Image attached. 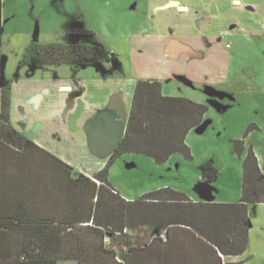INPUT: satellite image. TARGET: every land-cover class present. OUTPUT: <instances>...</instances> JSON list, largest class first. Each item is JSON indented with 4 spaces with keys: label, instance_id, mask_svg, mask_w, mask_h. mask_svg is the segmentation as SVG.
<instances>
[{
    "label": "crops",
    "instance_id": "crops-1",
    "mask_svg": "<svg viewBox=\"0 0 264 264\" xmlns=\"http://www.w3.org/2000/svg\"><path fill=\"white\" fill-rule=\"evenodd\" d=\"M143 2L140 23L108 33L109 41L99 40L84 22L75 25L95 32V42L114 52L108 61L76 66L3 59L0 79L10 84L8 124L26 139L13 142L2 133L0 83V220L13 224L0 226V264H49L46 256L56 260L52 264H80L73 258L78 254L73 242L91 238L100 186L95 176L125 136L138 80H160L166 95L165 80L214 84L208 73L197 75L176 61L197 67L199 59H231L222 41L235 33L264 38V0ZM5 20L0 7V52L10 42L3 33ZM37 41L20 43L18 57ZM128 56L136 64L137 59L163 60L168 69L134 76L123 60ZM212 170L206 172L214 175ZM147 246L144 253L130 254L127 264H226L236 257L217 251L185 226L164 230Z\"/></svg>",
    "mask_w": 264,
    "mask_h": 264
},
{
    "label": "rangeland",
    "instance_id": "rangeland-1",
    "mask_svg": "<svg viewBox=\"0 0 264 264\" xmlns=\"http://www.w3.org/2000/svg\"><path fill=\"white\" fill-rule=\"evenodd\" d=\"M140 1L134 9L136 0H1L6 16L3 33L10 40L6 57L21 59L19 44L33 37L42 45L72 43L74 37L69 30L83 22L100 35L99 40H108V33L126 30L129 25L134 29L140 23L145 9ZM222 43V51H230L231 59H199L197 67L186 59L175 63L183 68L187 65L197 75L208 73L215 79L214 84L164 81L167 96L187 97L209 106L205 128L187 135L192 157L174 153L160 163L142 153H119L105 168L109 181L124 198L138 200L148 192L169 187L193 198L210 194L218 202H237L243 194L244 160L250 149L256 152L264 170V38L235 33L224 37ZM123 60L134 76L168 69V63L159 59H137V64L129 56ZM237 140L243 141L240 147L235 144ZM207 163L216 170L212 180L205 176ZM152 231V227L142 224L110 236L112 230L108 228L104 247L120 259L124 260L126 254L133 258L130 254L142 253L137 249L152 241ZM232 261L264 264V202L251 216L247 250Z\"/></svg>",
    "mask_w": 264,
    "mask_h": 264
},
{
    "label": "trees",
    "instance_id": "trees-1",
    "mask_svg": "<svg viewBox=\"0 0 264 264\" xmlns=\"http://www.w3.org/2000/svg\"><path fill=\"white\" fill-rule=\"evenodd\" d=\"M37 53L41 59L26 60L33 64L67 62L76 66L109 60V52L97 45L67 46L52 43L43 46L41 53L39 50ZM8 89L6 87L2 94V133L10 141L21 142L26 138L8 124ZM208 108V105L187 97L165 95L158 79H139L125 136L111 160L124 151L146 154L160 163L166 162L174 153L191 158L187 135L204 122ZM235 144L240 147L243 141L237 140ZM211 167L210 163L204 165L205 171ZM107 169L95 176L100 186L95 197L97 201L92 217L91 238L73 242L78 253L73 258L78 259L80 264H97V261L99 264H108L109 259L110 264H127L130 257L126 254L124 260H119L114 251L105 249L103 237L108 233V228L112 230L108 233L111 236L142 224L153 228L155 239L161 238L164 230L168 232L171 227L185 226L224 255L238 256L247 250L251 216L258 204L264 202V170L254 150L250 149L244 160L243 194L237 202L194 201L187 194L169 187L148 192L138 200H127L112 190L114 187L108 179ZM213 177L210 176L208 180ZM10 222L0 220V226L11 227L13 224ZM147 248L144 245L137 251L144 253ZM42 258L49 264L56 261L52 257Z\"/></svg>",
    "mask_w": 264,
    "mask_h": 264
},
{
    "label": "flooded vegetation",
    "instance_id": "flooded-vegetation-1",
    "mask_svg": "<svg viewBox=\"0 0 264 264\" xmlns=\"http://www.w3.org/2000/svg\"><path fill=\"white\" fill-rule=\"evenodd\" d=\"M90 32H91L90 30L82 29V28H76V27L70 29L69 30V34H72L73 35L74 40H73L72 43L65 44V45H67V46L97 45V46H99V47H101V48H103V49H105V50L108 51V49L105 46H103V45L98 44V43L95 42L94 35H93V33H90ZM50 44H52V43H50ZM47 45H49V44L42 45V44H39L37 42L31 44L24 51L23 56H22L21 59H35V58L41 59V55H38L37 52L39 50V54H40L42 47L43 46H47ZM30 50H31V52L29 53ZM6 51H7V47L3 48V50L0 52V68H2V66H3V59H8L6 57ZM108 52H109V60H110V59H112V57L114 55V52L112 50H110ZM33 54H35V56ZM104 61H108V60L98 61L96 63L104 62ZM96 63H93V64H96ZM31 64H33V63H31ZM38 65H42V64H38ZM90 65H92V64H90ZM0 83L3 85L2 86L3 89L6 86L7 87L10 86V84L8 83V81H5V80H1L0 79ZM205 176L207 178H210V176H212V174H208V172H206Z\"/></svg>",
    "mask_w": 264,
    "mask_h": 264
},
{
    "label": "water",
    "instance_id": "water-1",
    "mask_svg": "<svg viewBox=\"0 0 264 264\" xmlns=\"http://www.w3.org/2000/svg\"><path fill=\"white\" fill-rule=\"evenodd\" d=\"M205 126H206V122H203L202 125H199L197 128H199V127L205 128ZM104 138L105 139H110V135H106V137H104ZM213 173H216V170H213ZM201 198H203V199H205L206 201H209V202L214 200L213 196H211L210 194L202 196Z\"/></svg>",
    "mask_w": 264,
    "mask_h": 264
},
{
    "label": "built area",
    "instance_id": "built-area-1",
    "mask_svg": "<svg viewBox=\"0 0 264 264\" xmlns=\"http://www.w3.org/2000/svg\"><path fill=\"white\" fill-rule=\"evenodd\" d=\"M115 193H119L118 190L116 188L112 189Z\"/></svg>",
    "mask_w": 264,
    "mask_h": 264
}]
</instances>
